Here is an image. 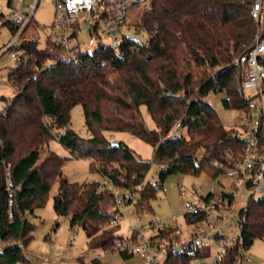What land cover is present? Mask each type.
I'll use <instances>...</instances> for the list:
<instances>
[{
    "label": "trees",
    "instance_id": "16d2710c",
    "mask_svg": "<svg viewBox=\"0 0 264 264\" xmlns=\"http://www.w3.org/2000/svg\"><path fill=\"white\" fill-rule=\"evenodd\" d=\"M251 1L151 0L136 26L150 36L149 43L124 57L117 56L113 47L99 44L92 52L80 51L67 60L40 47L37 40L22 43L26 62L7 72L15 94L10 100L0 97L6 103L0 110V242L4 245L0 264L29 263L25 250L35 230L29 217L45 204L54 181L58 182L54 212L68 217L70 227L80 226L90 248L114 249L116 241L124 238L115 234L113 225L98 233L115 213L100 210V202L110 192L97 190L98 180L64 179L61 169L67 158L54 152L40 160L51 139L69 149L72 157L88 158L91 171L132 193L143 185L151 163L160 165L157 182L140 190L139 206L140 200H148L162 188L170 174L204 171L216 178L224 173L216 163L232 166L225 153L233 159L238 156L239 133L222 126L206 96L224 92V108L242 113L246 107L237 89L240 72L234 61L253 44L258 30L250 16ZM78 104L90 133L87 138L68 127L70 110ZM143 105L155 130L145 124ZM176 123L182 132L171 136ZM104 132H127L142 139L153 147L152 159L137 157L122 141L112 145ZM113 164L116 169L108 171ZM224 197L232 200L226 192L218 197L209 192L203 198ZM240 212L245 215L241 235L247 250L256 238L264 237V197L250 198ZM183 217L192 225L204 214L186 212ZM171 232L162 228L157 236L168 239ZM195 255L209 254L201 248ZM235 259L236 249L225 247L221 263ZM188 262L185 254L169 253L162 264ZM93 264L100 262L95 259Z\"/></svg>",
    "mask_w": 264,
    "mask_h": 264
},
{
    "label": "built area",
    "instance_id": "2783aa9c",
    "mask_svg": "<svg viewBox=\"0 0 264 264\" xmlns=\"http://www.w3.org/2000/svg\"><path fill=\"white\" fill-rule=\"evenodd\" d=\"M41 1L48 2L54 10L52 26L57 32L52 42L59 45V56L63 59L72 60L78 52L83 51L77 39L83 30L89 35L108 38V45L115 49L119 57L133 55L149 43L150 36H142L140 33L143 31L129 23L128 11L151 0H7V10L0 5V30L3 26L8 27L10 37L0 51L8 52L13 67L27 60L21 48L22 43L37 40L28 28ZM249 10L250 16L258 24V30L253 44L234 61L240 72L237 89L246 99L240 121L241 151L234 159L231 153H225L227 161H233L232 166L221 162L216 163V166L224 169V172L226 169L236 171L240 186L251 183L249 188L252 189L251 199L254 200L264 197V0H252ZM181 132L180 124L176 123L170 135L177 136ZM136 189L140 190V185ZM97 190H108L113 195L116 210L109 225L117 224L123 199L117 195L116 186L107 176H103ZM179 192L189 199L183 213L204 214L198 223L189 225L186 238H182L178 227L173 228L168 239L159 238V230L167 228L168 224L133 228L135 236L117 240L114 249L129 254L137 253L148 264H162L169 253L187 255L188 264H222L225 247H232L236 249V259L230 264H244L246 250L241 229L245 215L239 212L235 216L237 230L231 232L228 239L222 231L235 198L234 193H227L231 194V201L229 197L206 201L195 190L180 188ZM150 232L153 234L150 235ZM212 242L223 246V250L218 252L215 259L205 263L204 257L195 255V251L208 248Z\"/></svg>",
    "mask_w": 264,
    "mask_h": 264
},
{
    "label": "rangeland",
    "instance_id": "374dc122",
    "mask_svg": "<svg viewBox=\"0 0 264 264\" xmlns=\"http://www.w3.org/2000/svg\"><path fill=\"white\" fill-rule=\"evenodd\" d=\"M0 5L5 10L9 8L7 0H0ZM148 8L149 3L132 7L128 11L129 23L133 27H136L141 22L142 16ZM54 17V10L50 4L46 1H41L28 30L32 32V37L37 38L40 47L46 46L51 53L59 55V47L54 48L55 43L52 42L55 40L57 32L52 26ZM140 34L144 36L146 33L141 32ZM9 37V28L3 26L0 30V50L6 44ZM77 39L80 48L88 52H92L99 44H109L108 38L89 35L85 30L80 31ZM11 67L13 66L8 52L1 53L0 51V97L3 96L7 100H10L15 94L7 79V72ZM224 96V92H209L206 99L214 106L222 126L227 130L235 129L240 134L242 113L236 109L224 108L221 103V99ZM5 105L6 103L0 100V110ZM140 109L146 126L150 130H155V124L150 118L146 107L143 105ZM68 127L83 138L89 137L90 133L84 123L81 105H75L70 110V123ZM104 135L112 141H122L134 151L137 157L144 160L152 159L153 147L142 139L127 132H104ZM50 151L67 158L61 172L62 177L69 182L82 183L102 180V176L98 172L90 170V160L88 158L72 157L69 149L55 139H51L44 146L43 151L40 153V160ZM116 167L117 164H113L112 167H108V171L116 169ZM160 168L161 166L155 162L151 163L145 173L143 185H140V190L144 189V187H149V184L157 182V173ZM237 180H239V177L233 169H226L224 173L216 178H212L204 171L198 175L173 173L166 178L162 188L155 191L148 200H140L139 203L142 204L140 206L137 205L140 190L132 193L128 189L116 187L117 195L123 199V204L119 208L118 223L111 228L115 234L126 238L131 236L133 228L168 224L167 228L169 229L178 227L181 230L182 238H186L190 227L183 217V212L189 199L183 197L179 189L195 190L197 195L202 197L209 192L214 193L217 197L223 192H232L235 198L222 227V231L228 239L230 233L237 230L235 216L246 207L252 195V189L244 185L240 186ZM57 188L58 182L54 181L45 204L41 208H37L34 215L29 217V220L35 224L33 239L25 250L29 263L17 262L15 264H93L95 259H98L100 264H148L137 253H133L129 257H123L112 247L108 249L102 247L90 248L85 231L78 225L70 227L68 217L58 216L54 212L53 197L57 192ZM144 193L148 194L146 190ZM128 199H130V202H127ZM99 208L103 212H113L116 210L114 197L111 193L100 202ZM108 227L109 223L101 225V230L98 233H101L102 230ZM149 234L153 233L150 232ZM161 239L165 240L167 238ZM3 247L4 245L0 242V250ZM207 249L209 250V256L203 258V262L205 263L215 259L219 254L218 252L223 250V246H218L212 242ZM202 250L204 251V249ZM243 263L264 264V237L256 238L253 241L244 253Z\"/></svg>",
    "mask_w": 264,
    "mask_h": 264
},
{
    "label": "water",
    "instance_id": "95a60500",
    "mask_svg": "<svg viewBox=\"0 0 264 264\" xmlns=\"http://www.w3.org/2000/svg\"><path fill=\"white\" fill-rule=\"evenodd\" d=\"M119 143H120L119 140H113V141H111V144H112V145H118Z\"/></svg>",
    "mask_w": 264,
    "mask_h": 264
},
{
    "label": "crops",
    "instance_id": "0c3cea01",
    "mask_svg": "<svg viewBox=\"0 0 264 264\" xmlns=\"http://www.w3.org/2000/svg\"><path fill=\"white\" fill-rule=\"evenodd\" d=\"M208 250V249H207ZM208 254H209V250H208ZM209 256V255H208Z\"/></svg>",
    "mask_w": 264,
    "mask_h": 264
}]
</instances>
